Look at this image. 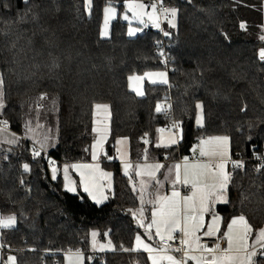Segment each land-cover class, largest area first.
Returning <instances> with one entry per match:
<instances>
[{
    "label": "trees",
    "instance_id": "obj_1",
    "mask_svg": "<svg viewBox=\"0 0 264 264\" xmlns=\"http://www.w3.org/2000/svg\"><path fill=\"white\" fill-rule=\"evenodd\" d=\"M126 1L92 0L89 13L84 0H0L6 104L0 120L21 134L30 112L34 122L56 135L55 146L35 158L30 139L0 143V217L16 218L12 228H0V264L10 255L17 264H61L66 253L88 254L92 229L114 248L92 253L86 264H150L146 253L130 250L141 232V202L118 160H101L112 173V191L101 204L79 187L70 192L63 186L64 166L90 160L97 104L110 110L108 155L114 154L119 137L129 140L132 160H140L146 150L176 160L189 155L202 138L229 137L231 157L241 155L244 167L231 164L228 203L216 209L222 228L239 215L254 231L264 225V169L255 170L264 160L252 159L264 155V62L258 58L264 48L259 39L264 0H163L178 10L176 27L164 21L163 32L150 24L147 33L134 36L119 17ZM109 3L118 16L104 38L102 14ZM242 22L246 29L240 28ZM158 69L167 71V84H145L144 96L130 90V75ZM166 97L170 116L155 111ZM198 102L204 106L202 127L196 123ZM174 122L180 123L183 139L157 147L158 129ZM49 160L58 169L56 179ZM256 261L264 264V257Z\"/></svg>",
    "mask_w": 264,
    "mask_h": 264
},
{
    "label": "snow or ice",
    "instance_id": "obj_2",
    "mask_svg": "<svg viewBox=\"0 0 264 264\" xmlns=\"http://www.w3.org/2000/svg\"><path fill=\"white\" fill-rule=\"evenodd\" d=\"M27 2V0H24ZM92 7V0H85V8L90 13ZM129 11L132 12L133 18L138 20L140 23H144V16L148 17V20L152 22V25L156 28L160 27L159 19L162 15L167 21L168 25L171 27H176L175 18L177 16L176 8H166L163 7V0H153L149 5L143 2H136V0H129L126 4ZM151 11H147V9ZM116 9L111 6L104 8V29L101 32V37L108 36V24L109 21L115 18ZM169 17H171L169 19ZM125 20H129V17L125 15L123 17ZM241 29H246V24H240ZM140 29L129 27L128 35L133 36ZM165 36H168V32H164ZM225 38H227L225 34ZM261 41H264V35L259 37ZM163 55V53H161ZM258 58L260 61L264 62V48H261L258 52ZM145 78L149 79L151 84H167V73L166 72H146L143 76L133 75L129 76V88L131 91L135 92L137 96H144L142 82ZM5 80L2 74H0V115L3 114V110L6 108L5 104V92H4ZM46 94L41 95L40 99L44 100ZM167 97L165 98V101ZM108 105H95L96 109H108ZM198 109V114L196 117V123L198 126H203V104L198 102L195 105ZM171 109L170 104H165V102H158L155 108L157 113L163 112L165 115L168 114ZM8 126L7 120H0V133L6 131ZM28 131H32L31 127L26 125ZM93 131H98L94 128ZM159 132H163L164 129H158ZM172 134L169 136L168 143L164 144V147H170L179 143V139H183V129L179 122H174L171 126ZM177 132L179 133V139L177 138ZM106 139L105 135H101L97 139L96 143L93 144V160H97L96 149L103 144ZM48 137L46 136L44 140L39 141L40 149L46 146ZM9 144L18 143L17 139H9L6 141ZM147 143V141H145ZM228 143L229 137H211L208 140H201L199 145V155L201 157H208L209 162L207 163H189L188 158H184L183 165V175H181V165L176 164L168 169V175L165 176V180L169 179L174 173V179H171L173 190L171 195H160L157 194L147 201V203L152 204L153 208L151 211V221L146 226V233L149 239L159 238V247H154L151 244L144 242L140 235L136 236L135 247L130 249L131 251L143 250L148 254L147 259L151 264H161L162 261H167L168 264H188L189 261L194 262V264H257L256 257L264 256V228L255 230L254 241L250 244V235L254 232L253 226L249 223L248 219L244 215L234 216L231 221L227 224V230L222 233L220 237L218 234L221 233L220 222L221 217L213 214L211 218V223L207 224V230L202 231L205 228V213L211 211L210 205L217 202L228 203L226 196V191L228 189L231 174L225 170L227 163L226 158H230L228 154ZM157 144V147H160ZM195 152L196 149L193 148ZM33 158L40 155V150L33 149ZM214 158H220V162L213 164L212 160ZM109 159H111L109 157ZM261 159V157H257ZM54 165V161H50ZM23 171L28 172L30 170L27 163L23 164ZM74 168L80 170L85 169L88 171H81V184L83 185V191L88 193L97 204L101 203L103 199H107L100 191V197L97 198V193L93 191V188H97V172L101 177H111V173L103 172L99 169V164H83V165H73ZM131 165L125 164L124 174L129 175V168ZM147 167V175L151 180H154L157 185L162 186V181L156 179V172L164 168L163 164H154ZM232 167L234 169L244 167L243 161H232ZM264 169V164H261L255 170L257 172ZM55 167H52L53 179H56ZM67 173V168H65V174ZM211 175L213 183L208 184L206 178ZM137 176L145 175L144 172L137 171ZM67 179V175L65 176ZM23 183V181H21ZM177 185H181L186 189H189L188 194H181L178 190ZM147 185L142 180L140 189V201L141 208L138 210L141 217L144 215L143 205L145 203V193L147 190ZM68 191H75L73 187L66 185ZM135 191V187H133ZM151 195V193H149ZM131 211V210H130ZM135 215V213H133ZM16 223L15 216L0 217V228L8 229L12 228ZM141 227H144L143 219H141ZM155 228V234L153 235L152 229ZM202 235H198L201 233ZM93 246L95 247V237L96 232L92 234ZM182 235V239L180 238ZM217 238V242L208 246L203 244L202 238ZM223 240L226 246L222 247L220 240ZM168 241H178L179 247L172 248ZM256 245H259V251L256 250ZM3 247V245H0ZM104 245H100L101 250L104 249ZM252 249V250H250ZM129 251V249H124ZM182 253L181 256L170 254ZM199 253L195 255L194 253ZM69 264H81L82 255L79 251L68 256ZM5 264H17V258L15 256H8Z\"/></svg>",
    "mask_w": 264,
    "mask_h": 264
},
{
    "label": "rangeland",
    "instance_id": "obj_3",
    "mask_svg": "<svg viewBox=\"0 0 264 264\" xmlns=\"http://www.w3.org/2000/svg\"><path fill=\"white\" fill-rule=\"evenodd\" d=\"M129 2V0H127L125 2V8L122 12H120V15L119 17L127 23V34H128V29L129 27H132V28H137V29H140V31H137L136 34H141V27L145 24V23H148L149 25L151 24L152 25V22L148 20V17L147 16H144L143 19H144V23H140L138 20L134 19L133 18V15H132V12L129 11L126 7V4ZM136 2H142V1H138L136 0ZM84 4H85V0H84ZM109 6V5H107ZM105 6V7H107ZM113 6V5H111ZM104 7V8H105ZM115 9H116V13H115V18L111 19L109 21V24H108V36H109V32H110V24L111 22L117 18L118 16V11H117V8L115 6H113ZM147 11H151V9H147ZM262 13H263V21H264V3L262 4ZM127 15L129 17V20H125L123 17ZM104 17H105V14H104V9H103V14H102V24H101V30H100V34L101 32L103 31L104 29ZM163 21H166L165 19H163ZM175 21H176V18H175ZM159 23H160V19H159ZM135 34V35H136ZM106 36V37H108ZM134 36V35H133ZM165 36V35H164ZM167 37V36H165ZM105 38V37H104ZM148 72H152V73H155V72H166L167 71L165 69H158V70H152V71H148ZM146 73V72H145ZM133 75H140V76H143L144 73L142 74H133ZM133 75H130V76H133ZM167 80H168V74H167ZM145 84H151L149 82V79L148 78H145V80L142 82V87H143V91H144V86ZM157 84H161V83H157ZM128 86H129V80H128ZM135 93V92H134ZM26 125H28L29 127H31L32 131H28V128L26 127ZM173 124H170V125H167L165 127H162L164 129L163 132H158L157 133V137L159 136V134H163L165 135L164 136V140H167V137L169 135L172 134L171 132V126ZM43 124L42 122H34L33 120V116L31 115V113L29 112L28 115H27V119H25V123L23 124V129L24 131L21 133V134H15L11 131H9L8 129H6V131H4L3 133H0V143H3V144H9L7 143L6 141L9 140V139H17L18 141L20 139H30L32 141H34L33 143L36 145V148L40 151H48V149L52 148L55 146L56 144V135L52 132V131H45L44 128H43ZM108 130H109V127L106 123V128L103 130V131H100L98 130L96 132V137L94 139V141L92 142L91 144V147H90V161L88 162H73L67 166H64L61 170L62 172V177H63V181H64V188L67 190L66 188V185L70 186V187H73L75 189V191H70V192H76L77 191V188L79 187L80 190L82 192L83 191V185L81 184V176H80V172L81 171H88V170H85V169H76L73 167V165H83V164H91V165H95V164H99V169L103 172H109L111 173L110 170L102 167L101 165V160L102 159H108V160H113V159H116L119 161V164H120V169H121V172L124 174V166L125 164H129L131 165V167L129 168L128 172H129V175L128 178H129V184L130 186L132 187V190H133V187H135V192L137 193V195L139 196V199H140V189H141V181L143 180L145 182V184L148 186L147 187V190H146V193H145V196H144V199L145 201H148L149 197H148V193L150 191H154L153 194H155V192H160L161 188H163L165 185H166V182L167 181H171L172 179V176L165 180V176L168 175V168H162L160 169L158 172H156V179L157 180H160L162 181V186L160 185H157L155 183L154 180H151L148 175L146 174L147 173V167L146 166H150V165H154V164H148L146 163L147 161H149V159L151 157H153V153H151V151H148L146 150L144 152V154L141 156V159L140 160H133L131 159V156H130V149H129V140L126 138V137H119L116 139L115 141V145H114V154L113 155H108L107 154V150L105 149V143L107 141V137H108ZM105 135L106 136V139L103 141V144L98 147L96 149L97 151V156H98V159L97 160H93L92 158V153H93V144L96 143L97 139H99V137L101 135ZM168 135V136H167ZM48 137V140H47V143H46V146L43 148V149H40V143L39 141H42L44 140L45 137ZM177 137L179 138V133L177 132ZM157 139V138H156ZM180 140V139H179ZM168 143V142H167ZM10 145H14V144H10ZM156 145V144H155ZM157 146V145H156ZM155 147V146H154ZM149 148V147H148ZM195 149H197V145L194 146ZM198 148H199V145H198ZM198 150V149H197ZM193 154H196L194 151H193V148L191 150V153L190 155H187L185 157H187L188 159H190V156L193 155ZM230 154V153H229ZM109 157L111 159H109ZM155 157V156H154ZM184 157V158H185ZM229 160L231 159V155L229 156ZM150 162V161H149ZM48 166H49V171H50V174H51V177L53 176V173H52V167H55L57 169V167L53 164L50 163V160L48 161ZM172 167V165H171ZM65 168H67V173L65 174ZM137 171H141V172H144L145 175L143 176H137L136 175V172ZM58 174V169L56 171V175ZM74 174V175H73ZM112 174V173H111ZM67 175V179L65 178V176ZM96 177H97V185L98 187L97 188H93V191L97 193V198H101L100 197V191L103 192V195L107 197H109L111 191H112V175L110 178H107V177H101L99 175V173L97 172L96 174ZM78 182V183H77ZM134 191V190H133ZM86 193V192H84ZM87 196L93 201L96 203V201L90 197L88 195V193H86ZM107 199H103L101 203L105 202ZM227 199H228V196H227ZM141 202V201H140ZM99 203V204H101ZM149 205V203H147ZM147 204L144 203L143 205V208H145L146 206H148ZM225 204V203H224ZM139 221V223L141 222V219H139V216L137 218V222ZM141 226V224H140ZM142 230H143V227H141ZM93 232H96L97 233V230L96 229H92L90 230L89 232V246H88V254L87 252L85 251H80L79 252L81 253L82 255V261H81V264H86V260L87 261H90L91 259V254L94 253V252H105V251H111L113 250V245L108 241V240H103L101 241L99 238H98V233H97V236L95 237V247L93 246V238H92V233ZM143 232V231H142ZM146 233V232H145ZM147 234V233H146ZM137 235H140V233H137L135 236ZM142 237V236H141ZM142 239V238H141ZM100 245H104V249L101 250L100 248ZM141 251V250H140ZM77 251L75 252H70V253H66L64 255V258H63V261L61 264H69V261H68V256L70 254H74L76 253ZM0 260H1V253H0ZM7 261V259L5 260Z\"/></svg>",
    "mask_w": 264,
    "mask_h": 264
},
{
    "label": "crops",
    "instance_id": "obj_4",
    "mask_svg": "<svg viewBox=\"0 0 264 264\" xmlns=\"http://www.w3.org/2000/svg\"><path fill=\"white\" fill-rule=\"evenodd\" d=\"M101 105H105V104H101ZM109 119H110V110H109V107H108V109L107 110H104V109H96L95 107H94V112H93V129L94 128H96V129H98V130H100V131H103L105 128H106V123H107V125H108V127H109ZM163 127H165V126H163ZM160 129H163L162 127L160 128ZM96 132L97 131H95L94 133H95V137H96ZM159 132V131H158ZM157 132V133H158ZM108 134H109V130H108ZM164 136L165 135H163V134H159V136L157 137V135H156V138H155V144L157 145V144H160L161 146L160 147H164L163 145L164 144H166L167 142H168V139H169V136L167 137V140H164ZM211 137H223V135H221V136H210V137H206V138H202L201 140H208L209 138H211ZM108 138V137H107ZM178 138V137H177ZM179 139V138H178ZM200 140V141H201ZM200 141L196 144L197 145V149H196V151H195V155H196V158H194V159H188V162L191 164V163H198V162H202V163H207V162H209V158L208 157H201L200 155H199V148H198V145H200ZM172 146V145H171ZM191 153V152H190ZM230 153V143H228V154ZM190 155V154H189ZM231 155V153L229 154V156ZM185 156H187V155H184V156H180L178 159H176V160H168V159H166L164 156L163 157H161V158H158V157H151L150 159H149V161H147L146 163H148V164H157V163H159V164H163V165H165V169L166 168H170L171 167V165L172 166H174V165H176V164H180L181 165V175H183V165H184V157ZM227 159V163H226V166H225V170L227 171V172H229L230 173V167H231V161L229 160V158H226ZM90 161V160H89ZM133 161V160H132ZM86 162H88V161H86ZM218 162H220V158H214L213 160H212V163L213 164H215V163H218ZM172 179H174V173H173V175H172ZM206 182L208 183V184H211V183H213L214 181H213V179H212V177H211V175L209 174V176L206 178ZM177 188H178V190H180L181 191V194L182 195H184V194H188L189 193V189H186V188H184L183 186H181V185H177ZM172 190H173V187H172V183H171V181H167L166 182V185L163 187V188H161V190H160V192H158V194H160V195H171V192H172ZM154 192V191H153ZM153 192L152 191H150L149 193H151V195H149V193H148V197H149V199H152L156 194H157V192H155V194H153ZM226 196H227V191H226ZM148 199V200H149ZM145 204H147V201H145ZM224 203H219V202H217V203H215V204H213V205H210V208H211V211L210 212H208V213H205L204 214V216H205V228L202 230V231H206L207 230V224H209V223H211V218H212V215L213 214H215V215H218V216H220L221 217V215L216 211V209H217V207L218 206H220V205H223ZM148 205V204H147ZM152 208H153V205L152 204H149L148 206H146L145 208H144V215H143V217H141V215H140V212L138 211V215H137V218H138V216H139V219H143V223H144V227H143V230H142V228H141V226H140V223H139V221H138V224H139V227L141 228V232H139L140 234H141V238H142V240L144 241V242H146V243H148V244H151L152 246H154V247H159V245H160V243L158 242V241H156L155 240V238H157V239H159L158 237H155L154 239H149L148 238V234H146L145 232H146V226H147V224L148 223H150V221H151V211H152ZM222 218V217H221ZM231 221V220H230ZM229 221V222H230ZM228 222V223H229ZM220 228H221V233L220 234H218V236H220V235H222V233L223 232H225L226 230H227V226L226 227H224V228H222V219H221V222H220ZM261 228H264V225L261 227ZM260 229V228H259ZM259 229H257V230H259ZM143 231V232H142ZM152 233H153V235L155 234V228H153L152 230ZM255 234H256V231H254L251 235H250V238H249V243L251 244L253 241H254V238H255ZM198 235H202V232L201 233H198ZM181 237H182V235H180ZM183 238V237H182ZM135 239H136V236L134 237V240H133V245H132V249L135 247ZM250 250H252V249H250ZM256 250L257 251H259L260 249H259V245H256ZM140 251V250H139ZM142 252H144L143 250H141ZM144 253H146V252H144ZM170 254H172V255H176L177 257H179L176 253H174V252H170ZM195 255H199V253L197 252V253H194ZM146 255L148 256V254L146 253ZM259 256V255H258ZM257 256V257H258ZM260 257H264V256H260ZM256 259V258H255ZM149 263L151 264V262L149 261ZM161 264H168V262L167 261H162L161 262ZM188 264H194V262H192V261H189L188 262Z\"/></svg>",
    "mask_w": 264,
    "mask_h": 264
},
{
    "label": "built area",
    "instance_id": "obj_5",
    "mask_svg": "<svg viewBox=\"0 0 264 264\" xmlns=\"http://www.w3.org/2000/svg\"><path fill=\"white\" fill-rule=\"evenodd\" d=\"M153 2V0H144L143 3H146V4H151ZM157 2L159 3V0H157ZM163 7H166L165 4H163ZM167 8V7H166ZM163 19H165L162 15L160 16V27L157 28V30H159L160 32H163V24H164V21ZM150 30V25L148 23H145L142 27H141V33H147L148 31ZM163 34V33H162ZM161 45L165 46L164 42L161 43ZM163 62L165 64H167L168 60L166 59V54L164 55V60ZM165 104H170L171 105V101H164ZM171 110V109H170ZM169 110L167 116H170L171 115V111ZM257 157H261V159H257ZM196 158V155L193 154L190 156V159H194ZM253 160H256V161H263L264 160V155L262 156H258V155H255L253 158ZM244 158L241 157V155H236L235 157H231L230 161H231V164H232V161H243ZM221 236V235H220ZM218 236V237H220ZM180 238L182 239V237L180 236ZM156 241L159 242V239L155 238ZM203 244H206L208 246H212L214 245L216 242H217V238H208V237H203L202 238V241H201ZM221 244H222V247L226 246L223 242V240L221 239L220 240ZM160 243V242H159ZM169 244H171V247L172 248H176V247H179V243L178 241H168ZM178 256H181L182 253H176ZM5 260L3 259L2 260V264H5Z\"/></svg>",
    "mask_w": 264,
    "mask_h": 264
},
{
    "label": "water",
    "instance_id": "obj_6",
    "mask_svg": "<svg viewBox=\"0 0 264 264\" xmlns=\"http://www.w3.org/2000/svg\"><path fill=\"white\" fill-rule=\"evenodd\" d=\"M151 28L153 29V30H156V27H154L153 25H151ZM29 190V189H28Z\"/></svg>",
    "mask_w": 264,
    "mask_h": 264
}]
</instances>
